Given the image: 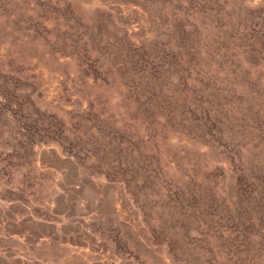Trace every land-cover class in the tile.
I'll return each instance as SVG.
<instances>
[{"label":"rangeland","instance_id":"1","mask_svg":"<svg viewBox=\"0 0 264 264\" xmlns=\"http://www.w3.org/2000/svg\"><path fill=\"white\" fill-rule=\"evenodd\" d=\"M0 198L58 264H264V0H0Z\"/></svg>","mask_w":264,"mask_h":264},{"label":"crops","instance_id":"2","mask_svg":"<svg viewBox=\"0 0 264 264\" xmlns=\"http://www.w3.org/2000/svg\"><path fill=\"white\" fill-rule=\"evenodd\" d=\"M68 225L72 227L70 233H82L76 223H70L69 219L61 223L41 219L17 198H0V264H12L16 261L23 264L25 260L24 264H58V257L38 253L36 249L51 246L60 250L68 249L66 246L78 248L72 243L64 242L63 237L67 235L65 227ZM71 253L79 257L82 254L81 251Z\"/></svg>","mask_w":264,"mask_h":264}]
</instances>
